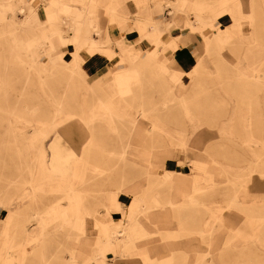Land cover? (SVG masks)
I'll use <instances>...</instances> for the list:
<instances>
[{"label": "rangeland", "instance_id": "374dc122", "mask_svg": "<svg viewBox=\"0 0 264 264\" xmlns=\"http://www.w3.org/2000/svg\"><path fill=\"white\" fill-rule=\"evenodd\" d=\"M215 2L159 0L165 28L143 36L138 48L149 42L151 49L138 56L130 92L120 97L104 74L116 70L115 61L101 66L93 39L101 41L106 26L102 11L99 28L91 4L58 14L47 0H0V264H72L70 256L75 264H131L95 246L91 263L82 241L74 243L92 240L93 223H107L108 209L125 205L135 189L132 195L155 197L170 218L165 228L132 231L125 253L140 264H264V189L242 193L250 180H264V0L227 1L232 18L221 33L228 39L203 47L189 26L200 23L196 3ZM173 29L192 39H184L194 50L189 69L166 64L160 38ZM91 57L97 65L79 67ZM135 124L141 137L133 136ZM191 158L210 163L213 174L192 172L196 191L173 198L163 170L190 173ZM76 203L74 222L62 224L58 210ZM153 210L140 208L138 218ZM23 220L43 229L33 243L11 236ZM112 229L104 228L106 245L131 242L129 233L111 241ZM193 239L200 241L195 253ZM210 240L211 247L203 244Z\"/></svg>", "mask_w": 264, "mask_h": 264}, {"label": "crops", "instance_id": "0c3cea01", "mask_svg": "<svg viewBox=\"0 0 264 264\" xmlns=\"http://www.w3.org/2000/svg\"><path fill=\"white\" fill-rule=\"evenodd\" d=\"M48 6L57 8L56 11L58 14L60 12L64 11H72L75 8L80 11L87 10L89 8V5L93 7V21L99 26V10L102 11V15L106 18V26L101 28L102 36L101 41H99L97 38H93L96 40V47H98L97 51H100V55H102L103 59L99 62L101 66H108L110 61H115L116 70L105 72L108 76V81L110 82V85L117 90L118 96H126L131 89V86L133 84V78L134 73L137 72V69L134 65H136L138 62V56L143 54H147L148 51L151 49V45L149 42H146L150 48L147 50H141L138 48V46L141 44V42L145 41L146 39L143 38V36L149 37L155 35L158 31L165 28V24L162 25L160 21H158V14L156 13L155 6L157 5L159 0H74L77 3H84V6L81 8L80 5H76L74 7L73 4H63L61 7H59L58 1L55 0H47ZM168 0H163V2H167ZM229 0H218V2H215L211 6H208L206 8L203 4H197L196 3V12H195V19L196 17L200 20V23H195L194 25L189 26L190 31H196L198 38L200 39V42L203 47H207L208 43H213L214 45H220L224 43L228 38L225 37V39L222 37L223 27L227 25L231 18V10L226 8V2ZM174 3V2H173ZM130 4V5H129ZM129 6H131L133 11H129ZM169 13H172L171 8L168 6ZM65 9V10H64ZM203 9H208L210 16L205 18L202 14ZM164 10V9H163ZM165 12V11H164ZM81 14V13H80ZM79 16V15H78ZM77 16V17H78ZM171 16V15H169ZM155 18V20H150L151 18ZM152 21V22H151ZM211 22V29L207 26V22ZM217 22V23H216ZM91 24V23H90ZM186 24V23H185ZM100 28V26H99ZM104 29V30H102ZM152 29V30H151ZM182 30L180 29H173L169 31V33H163L161 36V42L166 46V54L167 57L164 59L169 60L166 64L168 66L171 65V67H179L180 69L186 70L189 69L193 65L192 59L190 56H193V47L192 43L190 41H185L184 39L192 40L189 35H183L181 34ZM208 32L212 33V38H208ZM114 35H116V39H114ZM168 36V38H166ZM44 39L46 37H43ZM166 38V39H165ZM47 39V38H46ZM45 42V41H44ZM195 44V42H194ZM105 46V47H102ZM163 46V47H164ZM127 53V54H126ZM117 57V58H116ZM141 57V56H140ZM105 58H107L109 61H105ZM164 60V61H165ZM94 62L92 60V57L89 59V61H78V65L80 67V64L82 66L80 68H84L86 63ZM95 63V62H94ZM84 64V65H83ZM67 67H69L72 70V65L70 63H64ZM97 65V63H95ZM86 68V66H85ZM80 71V70H79ZM183 71H177L175 75H178V78L181 77ZM176 77V76H175ZM50 123L53 122V119L50 118L48 120ZM135 123V121L131 122ZM134 137H141L142 130L140 125L136 126L135 124V130L133 132ZM151 158V157H149ZM149 161V159H148ZM179 163V161H178ZM190 167V173L182 174L180 172L168 169L167 167L163 170V178L166 182H169L170 188H171V195L173 198H179V199H185L188 197L191 193L196 191V184L198 183V178L196 175H194L192 172L199 173H208L213 174V169L211 167V164L209 163L207 166H205V163L202 164L201 161H197L194 158H191L189 162H187ZM206 171V172H205ZM251 187L249 186H243L241 185L243 189V194L246 196H249L251 193V190L256 188H263L264 189V180L262 179H255L250 180ZM75 191V188L70 187L66 192L69 194H73ZM135 191H138L135 189ZM127 192L126 196L129 197L128 202L124 205L118 204L113 209H108V216L109 220L105 224H99L97 222L93 223V227L98 230L97 233H95V237L92 238V240L87 239H79L77 243L80 241L84 244V254L88 256L87 259H91L94 261L91 257H89V253L91 250V247L95 246L96 248L109 250L111 251L115 257L118 260L124 261L128 257L130 258L131 264H140L138 262V258H133L131 256H127L125 253V249L128 246H131L133 244L134 240L136 238L133 237L132 231L136 228V226H145L147 224H157V226L165 228L170 224V218L169 213L166 210L165 207L157 203V200L155 197H150V200H147L144 196H137L132 195L133 192ZM241 189L239 191H236V193H240ZM69 195H66V198ZM263 200L264 199H259ZM171 203L170 205H172ZM147 206V207H146ZM160 206L159 209H157ZM142 209H154L153 211L146 213L145 216L142 218H135L132 222L130 227L128 228L127 233H129L130 241L131 242H124L123 245H121L118 248L109 246L105 244V234H104V228L111 229L110 232L115 231L114 229L118 228L120 231V228L117 224L119 221H124V223H128L129 220H131V217L134 215V211H138ZM131 209V211H130ZM78 210L80 211V208L78 204L76 203L72 209L66 210V209H59L57 218H59L60 222L64 225H66L64 220L69 221L70 223L74 222V218H72V211ZM127 211V212H126ZM130 213V214H129ZM81 214V213H80ZM64 215L69 216L68 218H63ZM129 216V217H128ZM31 217V216H30ZM128 217V218H127ZM139 217V215H138ZM122 218V219H120ZM81 221L84 222V216L81 214ZM139 219V220H138ZM32 220H23L21 222H17V228L15 233H13L11 236H14L16 234H22L25 241L27 243H33L35 241L36 235H42L43 229L41 228H35L33 225H25L26 222H31ZM84 223H80L78 226H83ZM78 229V228H77ZM118 231V232H119ZM116 232V233H118ZM112 236V235H111ZM111 236L109 239L111 240ZM128 239V237L124 238ZM112 241V240H111ZM203 243L205 246H210L213 244L212 240L210 242L204 241ZM199 239H193L189 242V248L194 249V253L196 252V248L199 247ZM151 249H148L149 251ZM141 254H137L136 257H139ZM23 258H24V252H23ZM69 261L72 264H75V260L72 258V256L69 257ZM94 264H108L105 261L95 260Z\"/></svg>", "mask_w": 264, "mask_h": 264}, {"label": "bare ground", "instance_id": "6f19581e", "mask_svg": "<svg viewBox=\"0 0 264 264\" xmlns=\"http://www.w3.org/2000/svg\"><path fill=\"white\" fill-rule=\"evenodd\" d=\"M86 10V9H85ZM84 10V11H85ZM169 8L168 7H165V9H164V11L166 12V14L169 16V15H172L171 13H169ZM157 13V12H156ZM78 18V17H77ZM197 18V17H196ZM30 19V18H29ZM78 20V19H77ZM77 22V21H76ZM160 23H162V25L164 24L163 22H161L160 21ZM152 30V29H151ZM40 42H42L41 40H40ZM94 43L96 44V45H98L97 43H96V40H94ZM75 59V58H74ZM89 61V60H88ZM130 211H131V209H130ZM127 212V211H126ZM140 211L138 210V211H134V215L131 217V220H129L128 221V223H124V221H119V222H117V224H118V226H119V228H120V231L118 232V233H116L115 231H112V233H111V239L113 240V239H116L117 237H122V238H126V237H128V233H127V231H128V228L130 227V225H131V222L135 219V218H138V213H139ZM130 214V213H129ZM129 217V216H128ZM127 217V218H128ZM120 219H122V218H120ZM116 243V242H115Z\"/></svg>", "mask_w": 264, "mask_h": 264}]
</instances>
